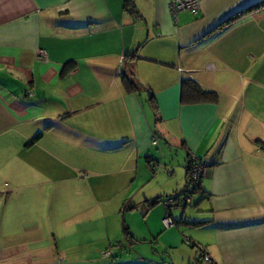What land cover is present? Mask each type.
Returning a JSON list of instances; mask_svg holds the SVG:
<instances>
[{"label":"crops","instance_id":"0c3cea01","mask_svg":"<svg viewBox=\"0 0 264 264\" xmlns=\"http://www.w3.org/2000/svg\"><path fill=\"white\" fill-rule=\"evenodd\" d=\"M263 1L175 20L170 0H0V264H264V8L221 26ZM193 156L207 174L167 228L145 202Z\"/></svg>","mask_w":264,"mask_h":264},{"label":"trees","instance_id":"16d2710c","mask_svg":"<svg viewBox=\"0 0 264 264\" xmlns=\"http://www.w3.org/2000/svg\"><path fill=\"white\" fill-rule=\"evenodd\" d=\"M125 9L128 11V12H132V14H136L138 15V11L136 9V6H135V0H125V5H124ZM264 8V1L257 4V5H254L252 7H249L247 9H245L244 11H242L241 13H238L236 15H234L232 18H230L228 21H226L225 23H223L221 26L223 25H226L228 24L230 21L238 18L240 16V14H250L254 11H257V10H260V9H263ZM220 26V27H221ZM134 57V56H133ZM135 58V57H134ZM123 68L125 69V67L123 66ZM124 80L132 87V89H135V90H139L141 88L140 84L136 81L134 75H128L127 74V71L125 69L124 71V76H123ZM191 81L190 82H184V86H188L190 85ZM202 95L203 96H212L214 97L216 94L214 92H203L201 91ZM215 98V97H214ZM150 102L152 104H154V97H151L150 98ZM39 139V136H37L31 143L28 144V146H31V144H33L35 141H37ZM264 149V147H263ZM201 159V158H200ZM191 164H192V160L190 161V164L189 166L187 167V180H186V183L184 185V187L176 192L175 194L169 196V197H166L164 199L162 198H156V199H150V200H146L145 202V206H146V212H149L152 208L156 207L157 205L159 204H162L165 209H166V215L167 213H169V215L171 216V213L173 211H176V210H185L187 209L188 206H193V199L195 197V195L197 194L198 190H199V187L201 185V182L200 181L198 184H197V187L194 189V193L191 194L190 193V190L188 189L189 186H190V182H191V179H192V169H191ZM207 166L208 165V162H207ZM203 179V178H202ZM201 179V180H202ZM191 200L192 204L191 205H188L189 203L187 202L188 200ZM167 202H170L171 203V206H166V203ZM136 209V206H133V207H127L125 206L124 209H123V212L127 211V210H135ZM165 215V216H166ZM165 218V217H164ZM172 218V217H171ZM173 220V218H172ZM164 221V220H163ZM164 223V222H163ZM183 224H186L188 226H192V227H200V226H203V223H199V222H183ZM165 225V224H164ZM176 225V223L174 222L173 220V226L174 227ZM123 232H124V235L126 236L127 239H130L132 240V236L130 234V231H129V228L128 226L123 223ZM189 241V243L187 242ZM185 242L190 246H194L196 247L195 245H192V242L190 241V239H187L185 240ZM202 253H206L203 249H199V259L200 261H202V263H205L201 258V254ZM207 254V253H206ZM208 255V254H207ZM113 258V256L111 257ZM212 263V262H211ZM210 263V264H211ZM205 264H208V263H205Z\"/></svg>","mask_w":264,"mask_h":264},{"label":"built area","instance_id":"2783aa9c","mask_svg":"<svg viewBox=\"0 0 264 264\" xmlns=\"http://www.w3.org/2000/svg\"><path fill=\"white\" fill-rule=\"evenodd\" d=\"M201 4H202V0H170L169 8H170V12L173 15L174 19L177 20L178 16L182 13H187L192 16H198L200 13ZM38 55L40 59L47 58L44 51H39ZM122 67H123V64H122ZM209 69H211V67H209ZM153 144L156 145L157 141H155ZM191 160H192L191 169H192L193 177L191 179L190 186L188 189L190 190V193L193 194L195 192L194 189L197 187V184L200 181H202L201 179L204 178V176L207 174L208 166H207V161L204 159H200V158L193 156ZM187 202L189 203L188 205L192 204L190 199ZM166 206L168 207L171 206V203L167 202ZM163 222L167 228H170L173 226V220L171 216L169 215V213H167ZM187 242L189 243V241ZM112 256H114V252L111 249H108L104 252L105 258H111ZM200 258L205 263L210 264L212 262L211 256L207 255L206 253H202Z\"/></svg>","mask_w":264,"mask_h":264},{"label":"rangeland","instance_id":"374dc122","mask_svg":"<svg viewBox=\"0 0 264 264\" xmlns=\"http://www.w3.org/2000/svg\"><path fill=\"white\" fill-rule=\"evenodd\" d=\"M264 62V61H263ZM252 73L254 74V73H257V74H264V63L261 65V66H259V65H253V70H252ZM255 75V74H254ZM156 151V150H155ZM156 153H160L158 150L156 151ZM80 177L82 178V179H86V178H88V173H86V172H82L81 174H80ZM132 195L134 194L133 192L131 193ZM192 207L193 206H188L187 207V210L189 209V210H191L192 209ZM121 232H122V235H123V231H122V229H121ZM120 240H123V239H119L118 241H120ZM186 240V239H185ZM1 243V242H0ZM186 243V242H185ZM187 244V243H186ZM147 245H149V244H147ZM185 245V244H184ZM136 247H140L142 250H144V252H149V250H148V248L146 249V247L147 246H145V245H137ZM149 248H151V245H149ZM124 249V248H123ZM111 250L114 252V254L116 255L117 253V255H119V254H122V252H120V250H122V248L120 247V244H118V245H114L112 248H111ZM159 251H160V253L159 254H161V256H159V255H157V254H153V256L155 257V256H158V257H156L157 258V260H158V262H161V261H159V260H164V261H169L170 260V257H169V255H167L166 253H165V250L164 249H159ZM129 252V254L127 253H125L124 254V256H125V258L127 257L128 258V255L131 257V258H128V259H124L123 260V262H126V261H128V262H136V260H137V257H138V255L135 253V251L134 250H131V251H128ZM151 252H152V249H151ZM150 253V252H149ZM123 257V254L121 255V258ZM121 258L119 257H115V258H113V260L112 261H108L107 262V264H112V263H114V261L115 262H117V263H120V264H122L121 262ZM162 258V259H161ZM108 259H110V258H108ZM123 264H125V263H123Z\"/></svg>","mask_w":264,"mask_h":264}]
</instances>
